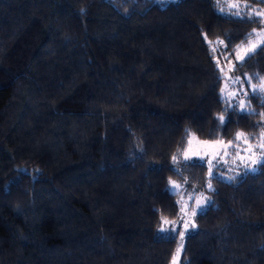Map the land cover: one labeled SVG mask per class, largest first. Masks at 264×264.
<instances>
[{
  "label": "trees",
  "instance_id": "trees-1",
  "mask_svg": "<svg viewBox=\"0 0 264 264\" xmlns=\"http://www.w3.org/2000/svg\"><path fill=\"white\" fill-rule=\"evenodd\" d=\"M259 28L224 0H0V264H170V180L210 196L178 264H264V163L173 160L264 132V48L237 59Z\"/></svg>",
  "mask_w": 264,
  "mask_h": 264
},
{
  "label": "rangeland",
  "instance_id": "rangeland-1",
  "mask_svg": "<svg viewBox=\"0 0 264 264\" xmlns=\"http://www.w3.org/2000/svg\"><path fill=\"white\" fill-rule=\"evenodd\" d=\"M163 2L166 0H156ZM221 1V0H220ZM226 8L233 12H243L250 15H256V13H264V7H259L255 5H250L246 0H224ZM231 3H237L238 7L231 8L229 5ZM242 14V13H241ZM258 16V15H257ZM261 22H264V15H259ZM264 40V28L255 29L253 31L252 37H250L245 43L241 44L238 51L241 55L245 48L249 46V42L257 43ZM227 66H221V70H226ZM264 79L261 80V82ZM238 86V88H237ZM243 87L238 84L237 78L222 80L221 84V94L227 99H233L244 101ZM234 94V95H233ZM263 132V131H262ZM261 132V133H262ZM261 133L253 141L249 140L245 135L239 140H234L231 145H228V141L217 138L213 140H204L198 138L194 133L190 132L187 138V143L182 151L176 155V159L182 158L187 159L196 158L205 162L207 166V177L218 176L221 178L228 179L232 174H237L244 170H255L256 165H252L249 168L247 165L251 163L250 158L264 157V148L260 145L264 143V138L261 137ZM222 142V143H221ZM241 157L244 158L245 162L241 161ZM211 171V174H209ZM207 178V179H208ZM175 181V180H170ZM169 181L170 190L177 192V200L179 204V216L174 219H167L168 221H175V224H162L164 229L173 231L177 236L176 246L174 249L173 257L170 264H173V258L175 257V264H178V257L183 246L184 238L186 234L194 229V215L203 209L205 205L210 201L209 194L204 191L205 189L196 190L194 188H184V186L177 181L174 186ZM209 179L205 184V188L209 187ZM198 201L200 202L198 204ZM181 209L184 211L182 212ZM195 210V214L193 211ZM187 222V228H185V223ZM181 232L184 236L181 237Z\"/></svg>",
  "mask_w": 264,
  "mask_h": 264
},
{
  "label": "snow or ice",
  "instance_id": "snow-or-ice-1",
  "mask_svg": "<svg viewBox=\"0 0 264 264\" xmlns=\"http://www.w3.org/2000/svg\"><path fill=\"white\" fill-rule=\"evenodd\" d=\"M262 2H264V0H262ZM229 7H231V8H236V7H238V4L237 3H231L230 5H229ZM237 14H239V13H237ZM256 15H264V13H256ZM253 31H255V30H253ZM238 47V49H239V47L240 46H237ZM257 47H262V48H264V40H261L260 42H259V44H257V43H252V42H249V46L247 47V48H245L244 49V51H243V54L241 55L239 52L237 53V59L238 60H243V59H245L247 56H249L252 52H254L255 50H256V48ZM213 51H215V50H213ZM255 87V86H254ZM259 88L262 90V91H264V81H262L261 82V84L259 85ZM234 95V94H233ZM241 109H243L244 108V102L243 101H241ZM262 116H264V113H262L261 114ZM219 119L221 120V122H224V116L223 115H221L220 117H219ZM245 134L244 133H242V132H237V133H235V139L236 140H239L242 136H244ZM261 137L262 138H264V132H262L261 133ZM222 143V142H221ZM232 144V141L230 140V141H228V145H231ZM260 147L261 148H264V143H262L261 145H260ZM176 158H175V156L173 157V160H175ZM185 159H187V156L185 157ZM251 159V163L250 164H248L247 166L249 167V168H251L252 167V165H256V164H258V163H264V157H256V158H250ZM241 161L242 162H245L244 161V158L243 157H241ZM254 170V169H253ZM209 174H211V171H210V173ZM170 183H172L174 186H176V187H178V185H176L175 184V181H170ZM209 187H211L210 185H209ZM200 202L198 201V204H199ZM181 211L183 212L184 210L183 209H181ZM193 214H195V210L193 211ZM168 223H171V224H175L176 222L175 221H168L166 218H163L162 217V224H168ZM187 222L185 223V228H187ZM193 227H194V225H193ZM161 231H165L166 229H164L163 228V226L161 227V229H160ZM181 237H183L184 236V233L183 232H181ZM173 264H175V257L173 258Z\"/></svg>",
  "mask_w": 264,
  "mask_h": 264
},
{
  "label": "water",
  "instance_id": "water-1",
  "mask_svg": "<svg viewBox=\"0 0 264 264\" xmlns=\"http://www.w3.org/2000/svg\"><path fill=\"white\" fill-rule=\"evenodd\" d=\"M225 76H227V73H225Z\"/></svg>",
  "mask_w": 264,
  "mask_h": 264
}]
</instances>
